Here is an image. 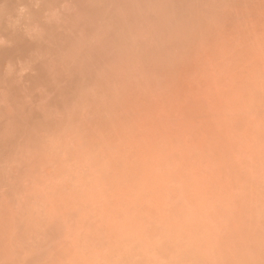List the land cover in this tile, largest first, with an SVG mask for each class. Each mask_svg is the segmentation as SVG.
Here are the masks:
<instances>
[{
	"label": "clouds",
	"instance_id": "9594fccd",
	"mask_svg": "<svg viewBox=\"0 0 264 264\" xmlns=\"http://www.w3.org/2000/svg\"><path fill=\"white\" fill-rule=\"evenodd\" d=\"M0 264H264V0H0Z\"/></svg>",
	"mask_w": 264,
	"mask_h": 264
}]
</instances>
